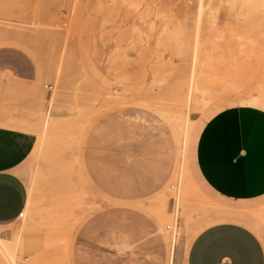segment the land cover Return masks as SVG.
Returning a JSON list of instances; mask_svg holds the SVG:
<instances>
[{
  "label": "rangeland",
  "instance_id": "374dc122",
  "mask_svg": "<svg viewBox=\"0 0 264 264\" xmlns=\"http://www.w3.org/2000/svg\"><path fill=\"white\" fill-rule=\"evenodd\" d=\"M246 98L264 101V0H0V117L37 138L24 216L0 223L17 264H185L224 215L264 243V203L234 206L195 161Z\"/></svg>",
  "mask_w": 264,
  "mask_h": 264
},
{
  "label": "crops",
  "instance_id": "0c3cea01",
  "mask_svg": "<svg viewBox=\"0 0 264 264\" xmlns=\"http://www.w3.org/2000/svg\"><path fill=\"white\" fill-rule=\"evenodd\" d=\"M40 101L37 98L36 104ZM23 121L0 117V223L18 219L28 201L20 168L37 138L16 126ZM195 161L212 192L242 209L260 207L264 203V108L245 104L212 115L198 135ZM221 218L194 237L185 264H264V243L243 217Z\"/></svg>",
  "mask_w": 264,
  "mask_h": 264
},
{
  "label": "bare ground",
  "instance_id": "6f19581e",
  "mask_svg": "<svg viewBox=\"0 0 264 264\" xmlns=\"http://www.w3.org/2000/svg\"><path fill=\"white\" fill-rule=\"evenodd\" d=\"M249 103L256 104L258 103L264 107V101H261L259 98H246L244 99ZM24 216V212H23ZM13 243L4 241L0 236V264H17V255L16 251L13 249ZM15 245V244H14ZM17 249V247H16Z\"/></svg>",
  "mask_w": 264,
  "mask_h": 264
},
{
  "label": "built area",
  "instance_id": "2783aa9c",
  "mask_svg": "<svg viewBox=\"0 0 264 264\" xmlns=\"http://www.w3.org/2000/svg\"><path fill=\"white\" fill-rule=\"evenodd\" d=\"M48 88H49V89H52L53 86H52V85H49ZM23 212H24V211H22V212L19 214V217H20V218L23 217Z\"/></svg>",
  "mask_w": 264,
  "mask_h": 264
}]
</instances>
